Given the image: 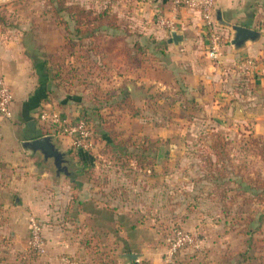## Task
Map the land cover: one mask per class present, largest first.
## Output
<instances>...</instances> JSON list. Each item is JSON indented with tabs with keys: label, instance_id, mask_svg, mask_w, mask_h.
<instances>
[{
	"label": "rangeland",
	"instance_id": "374dc122",
	"mask_svg": "<svg viewBox=\"0 0 264 264\" xmlns=\"http://www.w3.org/2000/svg\"><path fill=\"white\" fill-rule=\"evenodd\" d=\"M65 1L97 11L106 7L117 14L121 27L102 32L101 55L84 52L91 46L87 40L83 57H76L80 52L77 48L71 57L66 48L71 35L56 23V4L52 0H0V42L23 46L32 66L29 81L36 91L46 85L43 101L58 108L42 106L33 120L36 129L31 131L26 127L20 130L21 118L12 122V118L6 120L0 115L2 120L12 123L10 133L4 136L0 131V140L9 139L7 144L14 142L20 150L21 139L44 133L60 144L70 141L50 119L47 122L40 118V113L48 110L71 123L85 120L97 146L85 152L64 143V165L74 173V181L55 178L52 160L14 155L13 160L5 161L3 150L14 147L0 148V192H10L7 201L0 193V264H38L47 254H38L27 243L28 228L22 232L27 241L24 253L21 252L24 255L11 251L15 250L11 233L16 229L11 223L10 209L15 203L26 205L27 223L30 216H35L44 224L42 211L37 208L42 206L48 223L53 225L67 219L65 205L72 199L67 200L66 191L84 187L88 188V203L99 204L110 195L112 200L106 203L117 201L129 208L119 215L125 228H117L113 223L86 228L90 233L105 236L107 243L108 238L112 240L120 234L121 241L113 244V251L145 255L147 250L156 261L143 262L161 264L166 259V238L178 228L193 233L199 247L180 248L169 264H264V191L260 187L264 179V0H250L251 12L257 18L249 28L260 36L248 41L263 46L259 53L241 56L230 68L219 64L220 74L232 75L233 79L216 90L227 94L222 96L227 99L221 100L223 105L217 112H208L204 105L191 99L192 91L179 92L176 77L156 67L164 57L153 47L152 37L132 26L130 13L135 0ZM124 42L131 48L134 44L142 47L138 54L142 69L125 65L120 53ZM138 78L143 80L136 85ZM129 86L149 92L148 103L144 96L131 97ZM123 94L137 102L136 114L116 109L114 102ZM52 98L55 105L51 104ZM106 118L115 121L116 130L126 140L123 147L109 148L102 139ZM219 139L225 142L228 154L221 162L211 148L212 142ZM78 152L88 159L86 164L80 162ZM55 204L64 206L62 211L53 209ZM59 229L63 234L68 230L79 237L84 234L83 228L68 227L65 223ZM126 233L131 235L129 242L123 237ZM78 245L87 250L97 246ZM116 256L98 259L96 264H116ZM94 258L88 256L83 260L95 264ZM83 260L70 257V264H82Z\"/></svg>",
	"mask_w": 264,
	"mask_h": 264
},
{
	"label": "crops",
	"instance_id": "0c3cea01",
	"mask_svg": "<svg viewBox=\"0 0 264 264\" xmlns=\"http://www.w3.org/2000/svg\"><path fill=\"white\" fill-rule=\"evenodd\" d=\"M217 13L221 17L220 20H217L216 18L218 24L233 23L250 27V22L257 18V16L253 15L251 12L250 0H216L215 17ZM130 14L133 29L140 31L143 35L152 37V40H154L153 47H158L157 49L159 51L157 53L164 57H161V60L157 61L160 65L156 64V67L161 70L164 69L165 72H168L167 75L173 74L176 77L174 81L177 82V87L180 88L179 92H187L188 90L192 91L193 96H191V99L197 101L199 105H204L208 112H217L220 106L223 105L221 100L227 98H222V96L227 94L224 91L217 92L216 90L221 89L223 82H228L230 79H233L231 78L232 75L227 77L220 74L219 70L221 69V66L230 68V66L241 56L250 55L251 53H259L260 48L263 46L260 42H248L241 48H234L230 43L232 34L228 31V40L223 45L222 54L220 56L221 66L220 68H215L212 65V62L205 56L206 39L202 27V20L197 10L181 8L173 13L171 0H135ZM159 16L173 18L175 24L174 31L182 36L181 42L174 44L173 42L168 41L170 39V31L156 23ZM30 73H32L31 62L30 59L24 55L23 46H19L15 42H0V76L4 77L10 88L12 97V122L21 118L23 124H21L20 127L22 128L20 130H23V127H26L29 131H31V129H36L33 126V120L42 106H47L48 109L52 110L58 109L55 106L53 109V106H51L50 103L44 102L40 99V95L36 93V88H34L32 82L29 81L31 76ZM143 78H138L135 82L136 85L140 84V81L143 80ZM148 78L149 77L147 76V79ZM149 79L155 82L153 77ZM174 81L172 82L174 83ZM160 82L161 81H159L158 84H160ZM162 85L164 88L165 83H162ZM123 93L125 92L123 91ZM134 93L137 95L136 98L138 99L144 96L145 99L143 100L146 103L150 100L149 92H146L142 88L134 89ZM126 96H129V94H126ZM51 104L55 105L53 98ZM134 104L139 108L137 102H134ZM1 117L0 131H2L5 136L8 132L10 133V125H12V123L2 120L3 117ZM44 135L49 134L44 133L43 135L38 136ZM32 138L35 137L21 139V150L16 148L14 142H12V144H7L9 139L3 141L0 140V148H4L6 145L14 147L9 148L8 151L3 150V159L5 161L13 160L14 155L40 158V153H30L25 151L22 147L23 141ZM67 142L70 143L69 140H64L62 144L55 142V145L60 151L64 152V143ZM54 176L57 179L67 177L72 179L71 181L75 180L74 173L69 170L67 172H58L54 170ZM71 190L72 191L70 192L69 190L66 191L67 200L72 199L70 203L67 201V204L65 205L64 212H66V220L62 221V219H60L51 225L48 223V216L43 213L42 206L40 205L41 207H37L39 211H42L40 215L44 222L42 225V236L47 248V254H44L45 257L43 256L41 262L38 264H69L63 260L64 257L69 259L70 257L72 259L81 258L83 260L88 258V256H91L92 258L95 257L96 264L98 259H104L106 253L101 254L100 252L96 253L97 251L94 252L91 249H83V245L80 247L79 245L76 246L78 243L85 244L86 241L91 238L92 232L90 233L86 228L107 226L108 223L115 224V227L117 228H125L124 225L126 224H124V221H122L119 215L124 211L128 212L129 208L126 205H123V203L119 204L117 201H114L113 204L106 203L111 202L112 199L110 195H107V198H104V202L91 204L86 202L90 199L89 197H85L86 191H88L87 187ZM72 192H75V194ZM0 193L2 197L5 198L3 199L4 201L9 199V189H4L3 192L1 191ZM7 205L9 204H6V206ZM3 206H5V204ZM21 207L24 208L23 211H21ZM25 207V204L15 203V206L10 209L12 212L11 223L16 229L11 233V240L15 249L11 251L18 253V255H24L21 254V252L24 253L27 247V241L22 237V232H26L28 228L26 214L24 212ZM62 207L64 206H61V204H55L53 209L62 211ZM109 212H112V214L109 215ZM63 222L68 227L74 228L77 226L83 228V236L82 234L80 237L77 236L73 230H68L66 231V234H63L59 229L60 226H63ZM132 224L133 223L130 225ZM119 235L120 234H116L114 236L116 243L121 241ZM130 236L129 233H126L123 237L125 241L129 242ZM83 237L84 240H82ZM27 243H29V241ZM112 247L113 246H109L105 248V250L108 251L109 255H112V257L117 255L118 262H116V264H145L143 261H156V258L146 250L145 255L139 253L138 262H129L122 256L125 254L124 252L119 253L117 250L112 251ZM109 249L112 250L109 251ZM100 250L102 251L103 249L101 248ZM63 252H66L67 254L62 255ZM133 253L135 252L133 251ZM82 262V264H87L88 260H83Z\"/></svg>",
	"mask_w": 264,
	"mask_h": 264
},
{
	"label": "trees",
	"instance_id": "16d2710c",
	"mask_svg": "<svg viewBox=\"0 0 264 264\" xmlns=\"http://www.w3.org/2000/svg\"><path fill=\"white\" fill-rule=\"evenodd\" d=\"M52 2L56 4L54 8L56 23L61 25L64 28V30L71 35V38H69L70 40L68 39V43L66 44V48L68 49V52L71 57L75 55L76 48L80 50L78 56L76 57L77 58L83 57L82 51H84L83 49L87 47L86 44L87 40H89L91 46L89 47L88 50L84 52L88 53L89 51H92V53L95 55H101L102 48L100 46L99 41L101 39L102 32L104 30H111V29L117 30L121 27L120 23L118 22L117 14L111 13L109 9L106 7L97 11L94 9L85 8L76 3L66 4L65 0H57V2L52 0ZM62 13L64 16L61 15ZM124 30H126V32L129 31L127 30V28ZM134 45L131 48L126 44V42H124L120 50L121 51L120 53L122 55L125 65H127L128 68L140 69L143 67V65L138 54H139V50L142 49V47L139 44H136L135 46ZM42 75H47V74L42 73ZM54 75L57 76L59 75V73ZM46 78H48V75L46 76ZM45 86L46 85L42 84L36 91V93L40 95L39 97L42 100L46 98V93L48 90L47 87ZM114 103L117 107L116 109L122 113L127 112L129 114H136L138 112L137 107L132 102L129 96L122 95L121 99ZM105 121L106 123L103 126V135H102L103 136L102 139L105 141V144H107L109 148H111V146L123 147L124 144L126 143L125 142L126 140L122 139L121 132L116 130L115 121L107 120V118ZM141 143H145V141L141 140ZM225 147L226 144L221 139L215 140L211 144V148L214 151V155L216 156V160L218 162L223 161L228 156V154H225L226 153ZM78 155L80 162L86 164L88 159L84 158L81 152H78ZM261 155L263 156V154ZM261 185L262 186L260 187L264 191V179ZM97 233L99 232L92 231L91 238L88 239L85 243L87 244L86 246L96 243L97 246L95 245L93 247L90 246L92 249H94V252L97 251L96 253L100 252L101 254L106 253L104 259L112 258V255L110 256L108 251L105 250V248L109 247L111 244H112L111 246H113V244L116 243L115 239L113 238L111 240V238H108L109 243H107L104 242L103 240V237L105 236L102 235V237H100V234L98 235ZM171 237L172 236L169 235L166 238L167 246L170 245ZM90 247L88 250L91 249ZM101 248L103 249L102 251L100 250ZM112 249H109V251H111Z\"/></svg>",
	"mask_w": 264,
	"mask_h": 264
},
{
	"label": "built area",
	"instance_id": "2783aa9c",
	"mask_svg": "<svg viewBox=\"0 0 264 264\" xmlns=\"http://www.w3.org/2000/svg\"><path fill=\"white\" fill-rule=\"evenodd\" d=\"M173 13L181 8L197 10L202 20V27L206 39L205 56L212 62V65L219 67L220 56L222 54L223 45L228 40V29L218 24L216 13V0H171ZM156 23L172 31L175 29L173 18L159 16ZM12 97L9 86L0 76V115L3 118L10 119L12 117L11 109ZM40 118L51 123L58 129L60 134L70 139L71 146L77 150L85 152L93 151L97 142L94 139L91 130L84 120H78L71 123L68 118H62L59 113H49L44 110L40 113ZM29 245L38 254L46 253V244L42 237V224L35 216L28 219ZM182 247L198 248L199 243L197 237L190 232L175 228L172 231L170 245L167 248L166 259L161 264H169L173 262V255ZM63 260L70 264V259L64 257Z\"/></svg>",
	"mask_w": 264,
	"mask_h": 264
},
{
	"label": "water",
	"instance_id": "95a60500",
	"mask_svg": "<svg viewBox=\"0 0 264 264\" xmlns=\"http://www.w3.org/2000/svg\"><path fill=\"white\" fill-rule=\"evenodd\" d=\"M217 20H220L221 17L217 13L216 15ZM226 29L229 30L232 34V38L230 40L231 45L234 48H238L245 44L248 41H252L257 39L260 36V33L256 30H253L249 27L237 25V24H221ZM182 36L179 35L176 31H170V39L169 42H173L174 44H178L181 42ZM130 91L131 97H136L137 95L134 93L133 86L128 87ZM22 147L25 151L30 153H40L43 159L45 160H52V163L55 167V170L60 172L64 171L67 172V167L64 165L67 162L65 158L64 152L60 151L54 142V139L50 135L38 136L29 140H25L22 142ZM126 258L129 262H138L139 255L137 253L129 252L122 255Z\"/></svg>",
	"mask_w": 264,
	"mask_h": 264
}]
</instances>
